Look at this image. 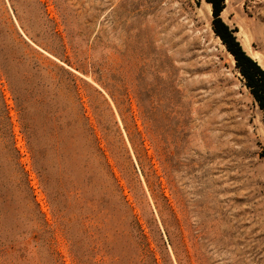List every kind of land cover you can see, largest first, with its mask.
Listing matches in <instances>:
<instances>
[{
    "label": "rangeland",
    "instance_id": "1",
    "mask_svg": "<svg viewBox=\"0 0 264 264\" xmlns=\"http://www.w3.org/2000/svg\"><path fill=\"white\" fill-rule=\"evenodd\" d=\"M229 1L264 68V0ZM212 19L0 0V264H264V115Z\"/></svg>",
    "mask_w": 264,
    "mask_h": 264
},
{
    "label": "trees",
    "instance_id": "2",
    "mask_svg": "<svg viewBox=\"0 0 264 264\" xmlns=\"http://www.w3.org/2000/svg\"><path fill=\"white\" fill-rule=\"evenodd\" d=\"M206 1L212 7V29L214 33L221 39L227 51L234 57L236 67L245 79L247 88L264 115V68L244 50L236 35L238 29L236 27L231 28L223 20L221 13L226 7V0ZM143 237L145 238L144 235Z\"/></svg>",
    "mask_w": 264,
    "mask_h": 264
},
{
    "label": "bare ground",
    "instance_id": "3",
    "mask_svg": "<svg viewBox=\"0 0 264 264\" xmlns=\"http://www.w3.org/2000/svg\"><path fill=\"white\" fill-rule=\"evenodd\" d=\"M209 5H211L210 3H208ZM226 5H227V7H225V9L223 10V12L221 13V16H222V18H223V20L226 22V18H225V14L228 12V7H229V5H230V1L229 0H226ZM227 23V22H226ZM237 38H238V36H237ZM238 40L240 41V43H241V45L243 46V48H244V50L249 54V52H248V45H247V43H245L244 41H241V39L240 38H238ZM231 55V54H230ZM250 55V54H249ZM233 57V56H232Z\"/></svg>",
    "mask_w": 264,
    "mask_h": 264
}]
</instances>
